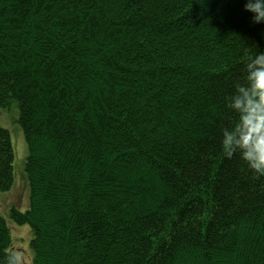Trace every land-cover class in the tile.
<instances>
[{"label":"trees","instance_id":"1","mask_svg":"<svg viewBox=\"0 0 264 264\" xmlns=\"http://www.w3.org/2000/svg\"><path fill=\"white\" fill-rule=\"evenodd\" d=\"M244 0H0L30 264H264V177L223 157L224 98L264 51ZM0 126V191L14 183Z\"/></svg>","mask_w":264,"mask_h":264},{"label":"clouds","instance_id":"2","mask_svg":"<svg viewBox=\"0 0 264 264\" xmlns=\"http://www.w3.org/2000/svg\"><path fill=\"white\" fill-rule=\"evenodd\" d=\"M243 7L253 23H264V0H244ZM224 107L234 118L220 129L223 157L238 155L254 176L264 177V51L248 57L244 83H237L225 96ZM0 264H22V260L9 253Z\"/></svg>","mask_w":264,"mask_h":264},{"label":"rangeland","instance_id":"3","mask_svg":"<svg viewBox=\"0 0 264 264\" xmlns=\"http://www.w3.org/2000/svg\"><path fill=\"white\" fill-rule=\"evenodd\" d=\"M18 116L16 104H12L8 109L0 110V126L8 129L14 150L13 186L9 190L0 191V213L4 216L7 215L10 206L24 210L29 204L28 196L30 189L24 168L27 146L21 131V126L18 123ZM7 223L12 238V253L21 257L22 264H30L32 254L28 245L31 234V232H29V226L27 224L18 225L16 223H11L10 220H7Z\"/></svg>","mask_w":264,"mask_h":264}]
</instances>
